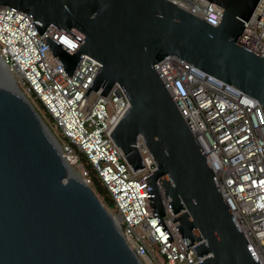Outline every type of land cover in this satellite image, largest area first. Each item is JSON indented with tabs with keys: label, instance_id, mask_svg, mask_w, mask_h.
<instances>
[{
	"label": "water",
	"instance_id": "1",
	"mask_svg": "<svg viewBox=\"0 0 264 264\" xmlns=\"http://www.w3.org/2000/svg\"><path fill=\"white\" fill-rule=\"evenodd\" d=\"M207 1L223 10L216 26L167 0H0V10L27 14L39 36L52 25L77 42L72 54L43 38L70 78L81 55L99 63L86 96L120 86L129 108L109 136L133 172L143 168L138 140L151 156L156 170L144 182V200L169 242L164 200L199 264H259L155 71L176 58L251 95L264 115V58L239 44L259 0ZM0 264H141L1 63Z\"/></svg>",
	"mask_w": 264,
	"mask_h": 264
},
{
	"label": "built area",
	"instance_id": "2",
	"mask_svg": "<svg viewBox=\"0 0 264 264\" xmlns=\"http://www.w3.org/2000/svg\"><path fill=\"white\" fill-rule=\"evenodd\" d=\"M216 26L222 8L207 0H167ZM27 14L0 10V63L18 90L39 103L56 128L60 154L72 173L93 189L94 175L113 206L116 226L141 264H199L194 245L186 247L164 200L161 218L172 241L155 226L144 200V182L156 170L141 140L136 147L143 168L133 172L109 136L129 108L119 85L106 97L85 95L100 64L85 55L73 73L65 74L43 43L47 37L75 53L79 44L52 25L39 36ZM239 44L264 58V0L247 21ZM155 71L179 115L206 157L229 212L259 264H264V115L257 100L176 58H166ZM92 97V98H91ZM151 247L158 252L156 257Z\"/></svg>",
	"mask_w": 264,
	"mask_h": 264
},
{
	"label": "rangeland",
	"instance_id": "3",
	"mask_svg": "<svg viewBox=\"0 0 264 264\" xmlns=\"http://www.w3.org/2000/svg\"><path fill=\"white\" fill-rule=\"evenodd\" d=\"M27 99H28L29 103L36 109L37 113L39 114V116L41 117L42 121L47 126V128L50 130V132L52 134H54V136L56 137V139L58 140V142L62 143L61 138L57 134L56 128L53 126V124L50 122V120L46 118L43 110L38 106V104L33 99H29V98H27ZM92 191L95 193L94 189H92ZM95 195L100 200V202L108 208L109 211H112L113 212V210H114L113 209V206L110 205L109 202H107L106 200H104V198L101 197L99 194L95 193ZM150 249H151L152 253L156 257H158V252H157L156 248L155 247H151Z\"/></svg>",
	"mask_w": 264,
	"mask_h": 264
},
{
	"label": "trees",
	"instance_id": "4",
	"mask_svg": "<svg viewBox=\"0 0 264 264\" xmlns=\"http://www.w3.org/2000/svg\"><path fill=\"white\" fill-rule=\"evenodd\" d=\"M37 104L41 108L40 104L39 103H37ZM92 179H93V189H94L95 193L99 194L101 197L104 198V200H106L107 202H109L110 205H112L110 202V199L108 197L107 192L101 186L99 180L94 175H92Z\"/></svg>",
	"mask_w": 264,
	"mask_h": 264
},
{
	"label": "bare ground",
	"instance_id": "5",
	"mask_svg": "<svg viewBox=\"0 0 264 264\" xmlns=\"http://www.w3.org/2000/svg\"><path fill=\"white\" fill-rule=\"evenodd\" d=\"M4 82H6V81H4ZM6 85L9 86L10 84H9L8 82H6ZM91 98H92V97H91ZM71 175H72V174H71Z\"/></svg>",
	"mask_w": 264,
	"mask_h": 264
}]
</instances>
